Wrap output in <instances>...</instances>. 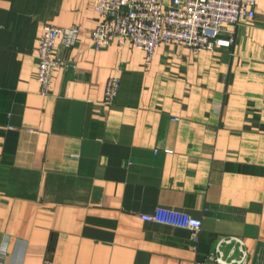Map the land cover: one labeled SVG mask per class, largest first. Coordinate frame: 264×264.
Returning <instances> with one entry per match:
<instances>
[{
  "label": "crops",
  "instance_id": "0c3cea01",
  "mask_svg": "<svg viewBox=\"0 0 264 264\" xmlns=\"http://www.w3.org/2000/svg\"><path fill=\"white\" fill-rule=\"evenodd\" d=\"M95 1L0 0L1 264H195L219 235L264 264V0L224 25L229 47L160 42L150 60L93 48ZM45 23L81 33L42 94ZM157 206L200 219L198 241L141 218Z\"/></svg>",
  "mask_w": 264,
  "mask_h": 264
},
{
  "label": "built area",
  "instance_id": "2783aa9c",
  "mask_svg": "<svg viewBox=\"0 0 264 264\" xmlns=\"http://www.w3.org/2000/svg\"><path fill=\"white\" fill-rule=\"evenodd\" d=\"M256 0H96L100 21L90 31L94 49L107 47L113 41L129 42L145 51L150 60L160 42L185 45L194 51L229 47L233 37H224L225 24H238L254 16ZM81 29L76 26L43 25L37 48L36 80L42 94L48 92L52 74L59 68L74 69L71 50L77 44ZM120 78H108L103 100L111 102L117 94ZM146 221L185 228L198 241L200 219L188 213L157 206L141 215ZM249 253L238 235H219L212 247L195 264H248ZM1 264V261H0Z\"/></svg>",
  "mask_w": 264,
  "mask_h": 264
}]
</instances>
